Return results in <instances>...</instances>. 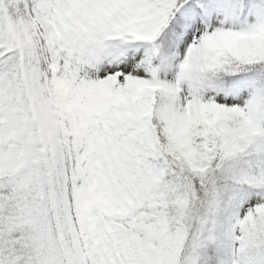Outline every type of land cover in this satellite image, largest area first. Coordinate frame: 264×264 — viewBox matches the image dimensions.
I'll use <instances>...</instances> for the list:
<instances>
[{
  "label": "snow or ice",
  "instance_id": "1",
  "mask_svg": "<svg viewBox=\"0 0 264 264\" xmlns=\"http://www.w3.org/2000/svg\"><path fill=\"white\" fill-rule=\"evenodd\" d=\"M0 264H264V0H0Z\"/></svg>",
  "mask_w": 264,
  "mask_h": 264
}]
</instances>
